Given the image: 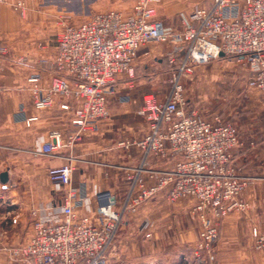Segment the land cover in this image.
<instances>
[{
	"label": "built area",
	"instance_id": "built-area-1",
	"mask_svg": "<svg viewBox=\"0 0 264 264\" xmlns=\"http://www.w3.org/2000/svg\"><path fill=\"white\" fill-rule=\"evenodd\" d=\"M161 1L135 0L129 15L112 10L78 24L67 16L58 22V51L51 61L50 86H43L41 73L28 79L37 111L51 108L59 98L60 110L69 114L68 129L51 131L42 146L40 153L49 156L99 132L100 122L109 117V99L118 96L119 81L135 77V62L145 44L179 42L183 52L178 50L169 58L171 79L164 99L155 94L143 98L138 113L146 119L147 131L118 143L121 149H137L141 154L139 164L125 174L127 195L122 208H117L110 191H98L95 207L89 208L92 216L80 215L88 198L80 194L81 183L72 180L75 168L71 164L50 168L48 177L55 189L66 190L64 202L60 207L43 205L31 210L29 242L7 250L15 260L26 264H109L108 255L125 215L164 194L170 203L194 200L192 212L201 222L195 262L214 264L210 253L219 236V222L246 209L241 195L252 179L231 167L233 152L240 144L239 131L219 116L209 121L190 107L183 78L224 54L247 63L253 72L249 87L264 93V0H214L211 8H194L190 22L172 34L154 19ZM8 3L0 0V5ZM15 9H23V4L17 3ZM40 118L28 116L23 108L15 114V120L27 127ZM151 160H171L174 165L172 169L155 168ZM19 219L17 213L12 221L15 224ZM253 234L256 249L264 252V235Z\"/></svg>",
	"mask_w": 264,
	"mask_h": 264
},
{
	"label": "crops",
	"instance_id": "crops-1",
	"mask_svg": "<svg viewBox=\"0 0 264 264\" xmlns=\"http://www.w3.org/2000/svg\"><path fill=\"white\" fill-rule=\"evenodd\" d=\"M19 2L23 9L16 10ZM134 2L9 0L8 4L0 5V264H16L8 259L7 250L30 240L32 209L63 204L66 190L55 189L48 177L50 168L68 164L75 168L72 180L81 183L80 194L88 198V204L79 210L80 215L92 216L89 208L95 207L94 196L98 191H110L116 198L117 208H122L127 182L120 166L138 165L141 154L137 149L119 148L118 142L139 137L147 131L146 119L138 113L146 95L136 86L138 74L133 80H121L124 83L117 86V94L126 100L118 96L109 99V117L100 122L99 132L85 136L73 148L57 156L40 151L51 131L68 129L69 114L60 110L59 98L51 108L37 111L28 79L33 73H41L43 86H50L51 61L58 51L55 36L62 17L67 16L78 24L95 14L112 10L129 15ZM213 4L214 0H162L156 6L154 19L161 21L167 32H179L190 22L195 6L211 8ZM182 49L183 44L179 42L152 41L141 48L138 59L149 72L150 69H146L149 61L167 66L169 58ZM252 76L251 70L250 78ZM167 91L158 94V98L163 100ZM188 101L190 107L194 106L191 99ZM21 108L28 116L40 115V120L30 127L17 122L15 114ZM205 118L210 121L214 117ZM240 132V145L233 152L231 167L240 176L255 178L256 183L242 194L249 209L223 219L220 239L215 243V257L219 264H264V256L253 249L252 234L253 229L264 234V119L241 123ZM151 165L172 169L174 163L151 160ZM2 173L7 174L6 181H2ZM168 203L164 194H159L125 215L116 244L108 255L109 264L192 263L201 231V224L192 212L195 202L187 198ZM17 213L20 219L13 224Z\"/></svg>",
	"mask_w": 264,
	"mask_h": 264
},
{
	"label": "rangeland",
	"instance_id": "rangeland-1",
	"mask_svg": "<svg viewBox=\"0 0 264 264\" xmlns=\"http://www.w3.org/2000/svg\"><path fill=\"white\" fill-rule=\"evenodd\" d=\"M194 8H196V6ZM169 33L172 34L173 32ZM220 60L211 62L206 65L197 66L190 74L186 75L183 78L186 97L187 99H191L190 102H192L191 104L194 105L192 107L197 110L202 116L207 118L219 116L225 122L234 124L240 134L241 123H244L245 121L252 122L254 118L264 119V93L249 87V81L251 79V67L247 63L238 62L234 57H226V60ZM135 63V66L138 69H136L135 75V77H137L138 74V78L136 79V86L140 88L142 93L144 92V94H155L158 97V94L161 95L165 92V90L169 89L171 79V70L169 71L168 67V65L170 66L169 60L166 64L167 66H162L156 61H149L146 67V69H150L149 72L145 71V65H142L143 62H140L138 58ZM126 81L127 80L125 79L124 82ZM124 82L119 81L117 86L123 85L122 83ZM135 164L136 165L125 166L126 170L122 169L124 175L129 172L127 169L137 166V163ZM251 179L252 182L249 187L253 186L256 183L255 178L252 177ZM168 204H170V202ZM248 209L249 206L247 204L245 210L234 211L227 216L234 213L243 214ZM227 216H225L224 218H226ZM195 217L200 222L197 215H195ZM223 219L219 222V236L213 243L210 253L212 262L214 264H219L215 257V243L220 239ZM254 231H257L259 234L264 235L257 229H253L252 234L254 233ZM27 243L21 242L19 244L13 245V247L22 246ZM197 244L194 248V254L193 258H191V264H196L195 249L197 247ZM253 249L264 256V252L257 250L255 247V237ZM8 255L10 256L8 259L11 260V262L16 264L24 263L22 261L15 260L11 256V254ZM205 255L209 259V255L207 253H205Z\"/></svg>",
	"mask_w": 264,
	"mask_h": 264
},
{
	"label": "water",
	"instance_id": "water-1",
	"mask_svg": "<svg viewBox=\"0 0 264 264\" xmlns=\"http://www.w3.org/2000/svg\"><path fill=\"white\" fill-rule=\"evenodd\" d=\"M221 56L223 57L224 54H221ZM1 179H2V181H6V179H7V174H6V173H2V174H1Z\"/></svg>",
	"mask_w": 264,
	"mask_h": 264
},
{
	"label": "trees",
	"instance_id": "trees-1",
	"mask_svg": "<svg viewBox=\"0 0 264 264\" xmlns=\"http://www.w3.org/2000/svg\"><path fill=\"white\" fill-rule=\"evenodd\" d=\"M176 264H188V263L185 262V261H182V262H178V263H176Z\"/></svg>",
	"mask_w": 264,
	"mask_h": 264
}]
</instances>
